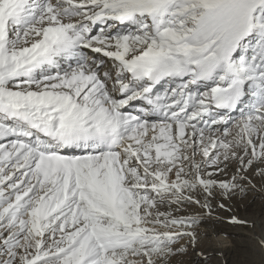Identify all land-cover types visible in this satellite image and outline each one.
Segmentation results:
<instances>
[{
	"label": "snow or ice",
	"instance_id": "snow-or-ice-1",
	"mask_svg": "<svg viewBox=\"0 0 264 264\" xmlns=\"http://www.w3.org/2000/svg\"><path fill=\"white\" fill-rule=\"evenodd\" d=\"M255 176L264 0H0V264H168Z\"/></svg>",
	"mask_w": 264,
	"mask_h": 264
},
{
	"label": "rangeland",
	"instance_id": "rangeland-1",
	"mask_svg": "<svg viewBox=\"0 0 264 264\" xmlns=\"http://www.w3.org/2000/svg\"><path fill=\"white\" fill-rule=\"evenodd\" d=\"M227 174L222 178H226ZM245 188L244 193H237L230 199L217 196L218 200H212L210 214H216L213 215L216 216V234L209 233L208 227L203 224L204 219L195 218L197 223L191 229L195 240L188 236L178 240L175 247L179 251L169 258L168 264H264V248L258 243L264 237V181L259 176L251 177V185L246 184ZM221 203L225 209L218 207ZM196 207L200 206H172L168 212L175 216L181 213L180 217L193 218L191 214ZM232 217L248 221V224L229 223ZM253 224L255 227H252ZM207 246L220 247L222 255L204 254Z\"/></svg>",
	"mask_w": 264,
	"mask_h": 264
},
{
	"label": "bare ground",
	"instance_id": "bare-ground-1",
	"mask_svg": "<svg viewBox=\"0 0 264 264\" xmlns=\"http://www.w3.org/2000/svg\"><path fill=\"white\" fill-rule=\"evenodd\" d=\"M92 55H94V56H98L100 59H107V58H104V57H102V55H100V54H92ZM135 104L137 105V106H139V104H140V102H135ZM218 197H216L215 199H214V201H216V199H217ZM219 199V198H218ZM217 199V200H218ZM220 202V201H219ZM218 203V202H217ZM191 206V205H190ZM181 207H185V205H183V206H181ZM181 207H179V208H181ZM169 209H171V207H169V206H161V211H168ZM209 212H211L210 210H208V209H205V208H201V207H196L195 208V210L193 211V213L191 214V217H193V218H201V219H204V221H203V224L205 225V226H207L208 227V231H209V233L210 234H216L215 232H216V230H215V227H216V225H215V223H214V221H215V217H213V215H216V214H214L213 213V215L212 214H209ZM178 217H180L181 216V213H179V214H176ZM256 223H258V222H256ZM257 226V225H256ZM210 228V229H209ZM254 235V234H253ZM260 237V236H259ZM209 245V244H208ZM212 245V244H211ZM207 249V252H204V254H209V253H212V255L214 254H219V255H222V253L220 252V247H211V246H207L206 247ZM221 261H222V263H224V261H223V258H221Z\"/></svg>",
	"mask_w": 264,
	"mask_h": 264
}]
</instances>
